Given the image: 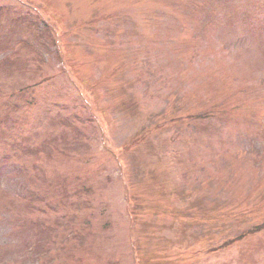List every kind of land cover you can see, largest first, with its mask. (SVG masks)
Here are the masks:
<instances>
[{
    "label": "rangeland",
    "instance_id": "rangeland-1",
    "mask_svg": "<svg viewBox=\"0 0 264 264\" xmlns=\"http://www.w3.org/2000/svg\"><path fill=\"white\" fill-rule=\"evenodd\" d=\"M205 1L0 0V264H264V0Z\"/></svg>",
    "mask_w": 264,
    "mask_h": 264
},
{
    "label": "trees",
    "instance_id": "trees-1",
    "mask_svg": "<svg viewBox=\"0 0 264 264\" xmlns=\"http://www.w3.org/2000/svg\"><path fill=\"white\" fill-rule=\"evenodd\" d=\"M145 1V0H144ZM233 1L234 0H231V3L230 4H227V6H233ZM216 2L217 1H215V0H213V1H211V0H206L204 3H203V7H205V9L203 10V12H205V11H207V10H211V12L213 13V14H215L216 13V9H215V6H216ZM208 5V7H206ZM20 11H22V10H19V9H16V11H14V12H12V10L8 7V8H3L2 6H0V18H5L7 21H13V23H22V22H26V23H28L29 22V24L32 26L33 24H35L37 21H39V19L37 18H35V17H29V18H26L27 17V15H26V17H25V15H23V14H20V13H18V12H20ZM27 14V13H26ZM37 16V15H36ZM38 17V16H37ZM96 21V18H94L93 19V21ZM44 26H46V25H44ZM93 26V25H92ZM133 26V25H132ZM47 28V30H48V26H46ZM133 28H136V26H133ZM44 31L45 32H47L45 29H44ZM53 40V39H52ZM105 47H107V46H105ZM103 50H105L106 52H109V53H111V54H113L114 55V57H113V59L112 60H110V62H111V65H110V68H109V70H110V72H111V81H112V79L113 78H116V82H117V86L119 85V84H122L123 82H122V80H120L119 78H118V80H117V77H119L120 75H122V74H124V72H126V70H129V66L127 65V63L128 62H126V61H124V57L122 58V57H120V48L119 47H117V45L114 43V41H112V44H111V46H110V48H109V50L107 49V48H103L102 49V51ZM126 60V59H125ZM72 85H74V88L76 89V91H78V87H77V85H75V83H73ZM22 91H23V89H22ZM77 96L79 97V101H80V103H81V105H82V107H83V109H82V111L80 110V111H78V112H76V115H83V116H85L86 118H88L89 120H91V118L89 117V113H88V110H87V105H86V103H85V101L81 98V96L79 95V93L77 92ZM137 99V97H134V96H131L130 98H129V100L132 102L133 100H136ZM220 105H222V104H220ZM121 103L119 104V109L121 110ZM222 108V106H219V110ZM204 112V114H202L203 115V117H206V118H208V117H210V116H212V111H209V110H207L206 112H208L210 115H207V113L205 112V111H203ZM170 115V114H169ZM214 116V115H213ZM216 117H219L218 115H216ZM83 120H84V118H83ZM172 120H173V123L175 122V118L172 116ZM160 123H161V121L160 120H158L157 122H152L151 124L152 125H150L149 127H152L153 126V128H156L157 126H160ZM148 127V128H149ZM112 139H113V136H112ZM111 139V140H112ZM134 141H136L137 142V139L136 140H134ZM132 144H134V142L132 143V142H129L127 145H126V147H128V148H130V146H132ZM202 178V177H201ZM201 178H196L195 180V182H193V184L192 185H188V186H186L185 185V180L184 181H180L179 183L180 184H178V185H176L175 187L177 188V190L175 191L177 194H179V195H181V196H183V194H185L184 192L185 191H189L191 188H194L195 189V187H196V185L201 181V183H200V186L201 185H204V186H202V188H200L199 189V192L200 191H202L204 188H206L207 186H209V184L211 183V181L213 180V178L210 180V176H204L203 177V179L201 180ZM129 180V179H128ZM227 181V180H226ZM206 185V186H205ZM188 187H191V188H189V189H187ZM160 190H162V187L160 188ZM165 191H167L166 189H165ZM166 207V206H165ZM164 207V208H165ZM163 208V209H164ZM186 209L187 208H183V209H178V211H177V213H175V211H173V209H172V211H173V213H175V214H179V216H181L180 218L182 219L183 218V220H186L187 219V216H186ZM171 211V209H169V208H166L165 209V212H170ZM174 214V215H175ZM174 215H172V216H174ZM178 216V217H179ZM186 218V219H185ZM260 225H253L252 227H249V228H247L245 231H243L242 233H239L238 234V236H241V235H244L245 233H248V232H253V231H255V230H259V229H262V227H264V224L261 222V223H259Z\"/></svg>",
    "mask_w": 264,
    "mask_h": 264
}]
</instances>
